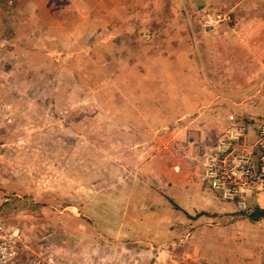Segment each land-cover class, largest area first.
Here are the masks:
<instances>
[{"label":"rangeland","instance_id":"1","mask_svg":"<svg viewBox=\"0 0 264 264\" xmlns=\"http://www.w3.org/2000/svg\"><path fill=\"white\" fill-rule=\"evenodd\" d=\"M245 23L247 49L264 57V0L0 4V225L17 233L20 264L153 259L138 235L140 208L153 202L146 182L167 181V165L184 163L197 183L201 144L224 120L264 117L239 110L252 99L264 110V74L234 89L215 72L217 44L206 39L222 26L241 35ZM181 218L157 220L170 231L161 263L204 264L191 235L204 226L211 242L217 222L189 227Z\"/></svg>","mask_w":264,"mask_h":264},{"label":"crops","instance_id":"2","mask_svg":"<svg viewBox=\"0 0 264 264\" xmlns=\"http://www.w3.org/2000/svg\"><path fill=\"white\" fill-rule=\"evenodd\" d=\"M244 27V31H240L241 35H235L233 30L225 29L222 26L220 30L217 29L216 36L206 38L212 39L217 44V55H219L220 60L218 64H215V72L227 73L230 76L227 77L232 81L234 89H247V87H250L248 84L247 86H245L246 84L241 86L238 83L244 81L245 76L264 74V57H254L250 54L249 50L251 49L248 50L246 44L251 41V32H249L250 35L246 32L249 28L247 23L243 24ZM183 72L185 74L189 73L185 70ZM225 86L227 87L228 84L221 87ZM261 86L264 85H259V87ZM259 87L257 86L255 89H259ZM221 91L226 90L221 88ZM198 99L202 105L203 101L200 97ZM256 99L258 101L263 100L262 97ZM256 101L252 99V102L245 103L244 107L239 110L242 111L243 115L264 116V110L258 106V110L254 107ZM205 112L203 111L202 115ZM223 123H226V121L224 120ZM183 164L181 166L167 165L169 175L167 181L164 180V176L159 175L158 182L160 184H156L152 180L146 182L151 186L145 184L150 192V200L152 199L153 202L149 205V209L146 207L144 210L140 208L141 215L147 221L138 228L140 232L138 235L143 239L149 240H142L141 252L147 253V255L150 253L153 259H148L144 264H162L160 256L163 255L162 252L164 250L161 248L163 243H165L163 236L170 231L166 232L157 220L159 218L164 220L167 214L175 213V211L178 212L179 217L182 216L181 219H184L189 227H196V225L208 221L217 222V224L213 225L217 227L212 229L214 232H212L211 242L205 240L203 236L204 226L196 227L191 235L193 242L199 241L198 244L201 245V249L206 252L204 264H264V218L252 223L247 218L240 217L236 213L235 206L220 202L214 194L202 189L199 181L197 182L198 184L192 182V179L187 174V168ZM163 173L165 174V171ZM159 192H162V194ZM169 200L178 207V210L172 209ZM251 201L255 209H264L263 194L254 195ZM160 210L165 212V214H162L163 212L160 213ZM172 234V243L174 245V238H180V235L183 234L180 231V225L172 229ZM141 252L139 254L143 256ZM165 264H177V262L166 261Z\"/></svg>","mask_w":264,"mask_h":264},{"label":"built area","instance_id":"3","mask_svg":"<svg viewBox=\"0 0 264 264\" xmlns=\"http://www.w3.org/2000/svg\"><path fill=\"white\" fill-rule=\"evenodd\" d=\"M21 0H0L7 6ZM205 26L211 27L207 17ZM227 127L214 142H202L196 175L204 190L225 204L235 206L240 217L253 214L254 195H264V117L242 118L230 115ZM17 233L0 225V264H20L16 249ZM23 252H21L22 254ZM21 264H48L41 259H27Z\"/></svg>","mask_w":264,"mask_h":264},{"label":"trees","instance_id":"4","mask_svg":"<svg viewBox=\"0 0 264 264\" xmlns=\"http://www.w3.org/2000/svg\"><path fill=\"white\" fill-rule=\"evenodd\" d=\"M169 202L171 203L173 209L178 210V207L174 203H172V201L169 200ZM245 218H247L252 223L257 222L258 220L264 218V209L256 208L253 214Z\"/></svg>","mask_w":264,"mask_h":264}]
</instances>
